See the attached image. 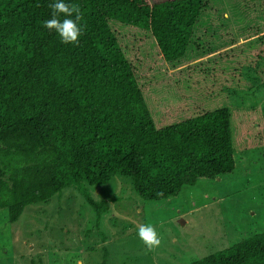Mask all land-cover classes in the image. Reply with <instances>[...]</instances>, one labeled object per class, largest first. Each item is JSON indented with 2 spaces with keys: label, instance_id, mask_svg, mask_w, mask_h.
<instances>
[{
  "label": "trees",
  "instance_id": "obj_1",
  "mask_svg": "<svg viewBox=\"0 0 264 264\" xmlns=\"http://www.w3.org/2000/svg\"><path fill=\"white\" fill-rule=\"evenodd\" d=\"M54 2L0 0V209L10 223L66 188L99 217L107 202L87 186L116 176L164 202L228 178L236 151H257L264 174V116L228 111L226 95L249 90L244 70L264 64V0H63L72 14L55 18L77 23L75 44L44 26ZM188 264H264V230Z\"/></svg>",
  "mask_w": 264,
  "mask_h": 264
},
{
  "label": "rangeland",
  "instance_id": "obj_2",
  "mask_svg": "<svg viewBox=\"0 0 264 264\" xmlns=\"http://www.w3.org/2000/svg\"><path fill=\"white\" fill-rule=\"evenodd\" d=\"M197 28L188 51L193 59L201 56ZM244 75L249 90L227 91L228 111L257 109L264 116V64ZM235 157L228 178L184 186L160 203L140 199L120 176L87 186L93 200L107 202L99 217L73 188L25 208L14 223L0 209V264H188L235 244L264 230L262 161L255 150ZM144 224L158 233V247L150 250L138 237Z\"/></svg>",
  "mask_w": 264,
  "mask_h": 264
},
{
  "label": "clouds",
  "instance_id": "obj_3",
  "mask_svg": "<svg viewBox=\"0 0 264 264\" xmlns=\"http://www.w3.org/2000/svg\"><path fill=\"white\" fill-rule=\"evenodd\" d=\"M53 19L45 21L44 26L48 29H55L59 35L61 42L65 44L78 43V37L81 35V29L72 19H64L62 22L56 19L58 14L64 13L71 15L72 12L63 0H55L52 5ZM73 11H76L75 9ZM79 15L76 16V20H79ZM138 237L144 245L151 249L158 247L161 244V238L151 224L140 225L138 228Z\"/></svg>",
  "mask_w": 264,
  "mask_h": 264
}]
</instances>
